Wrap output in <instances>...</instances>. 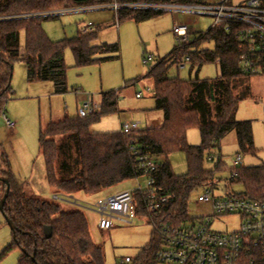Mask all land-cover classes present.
Masks as SVG:
<instances>
[{
  "label": "trees",
  "instance_id": "1",
  "mask_svg": "<svg viewBox=\"0 0 264 264\" xmlns=\"http://www.w3.org/2000/svg\"><path fill=\"white\" fill-rule=\"evenodd\" d=\"M110 0H0V16L18 15L71 7ZM122 2H195L205 0H119ZM165 11L154 8L123 7L116 12L115 21L132 19L137 23L153 19ZM48 16L0 19V113L14 93L12 87L13 63L24 61L29 82L51 81L53 92L69 91L68 65L65 51L71 48L78 65L99 63L120 57L118 42L94 43L102 25L83 29L72 37L53 40L43 27ZM53 17V16H49ZM25 30V52L20 53L21 31ZM188 43L159 57L149 68L147 76L153 78L154 110L161 111L164 123L159 127L137 130L127 135L121 130L93 132L90 126L104 114L118 110V90L101 92V109L87 116L65 115L58 121H49L41 129L40 148L46 165L47 179L56 191L73 195L80 191L96 193L124 180L145 175L133 147L157 160L151 174L152 186L133 191L137 212L149 217L153 230L149 242L143 247L133 264H158L161 236L154 223L182 225L194 219L188 213L191 194L206 182L214 169L228 170L221 153H214L221 140L236 131L240 151L256 150L252 121L237 119L240 101L252 94L253 74L240 64L242 45L233 31L223 25L197 31ZM214 41V47H202L205 41ZM193 63L218 61L220 73L215 77L170 76L174 63H183L186 57ZM198 127L201 142L188 141V130ZM182 150L186 153L187 171L175 172L169 155ZM6 158L5 152L3 153ZM7 161V159H5ZM214 161L213 168L206 162ZM233 182L241 183L244 195L264 198V163L236 168ZM0 175L10 183L4 216L12 220V239L0 252V260L15 248L21 250L17 264H105L103 248L92 238L85 213L77 208L64 207L57 201L29 194L22 181L11 169L0 166ZM3 183V182H2ZM4 192L6 184L3 183ZM58 194V193H55ZM166 196L161 209L150 210L149 198ZM1 199V198H0ZM52 226L47 237L45 226Z\"/></svg>",
  "mask_w": 264,
  "mask_h": 264
},
{
  "label": "rangeland",
  "instance_id": "2",
  "mask_svg": "<svg viewBox=\"0 0 264 264\" xmlns=\"http://www.w3.org/2000/svg\"><path fill=\"white\" fill-rule=\"evenodd\" d=\"M115 16V9L101 7L87 11H67L58 16L44 18L43 27L53 40L72 37L78 30L85 29L89 22L94 25L88 30L98 25H106L99 31L94 43L118 42L121 48L120 57L78 65L73 50L67 48L65 61L69 67L67 76L70 89L63 94L53 92L51 81L29 82L24 61H14L12 76L14 93L5 104V113L17 121V127L9 128L4 114L0 113V166L11 169L14 176L24 183L27 193L57 201L66 208L82 210L88 219L92 238L103 248L105 264H133L150 240L153 224L149 217L138 212L132 222L113 219V227L101 228L100 214L94 204L98 199L120 191L146 188L148 176L130 178L96 193L80 191L71 196L64 195L48 182L45 159L39 143L40 131L51 120L58 121L66 114H77L79 108L86 102L100 105V92L111 89L119 90L118 110L104 114L91 124L90 130L93 132L121 130L122 124L126 122H138L139 129L145 128L146 114L154 106V81L152 77L146 75L157 59L170 52L178 43L173 32L174 23L191 22L195 31H207L213 25L214 17L168 10L157 18L140 23L132 19L118 23ZM196 35V32L191 33L190 40ZM25 46V30H22L20 53L25 52ZM202 47L213 48L214 41H205ZM145 57L148 59L147 63L144 61ZM220 71L218 62L207 61L200 64L188 61L185 66H180V63L172 64L168 74L188 79L196 77L197 73L203 78L215 77ZM251 83L252 94L240 101L235 116L240 120L252 121L256 150L254 153L240 151L236 131L229 132L221 140L220 146L214 149V153L223 155V160L229 167L234 164L239 154L245 166L264 163V74L253 75ZM148 87H151L150 91ZM140 91L143 92V96L138 98L136 93ZM188 141L192 144L201 142L198 127L188 130ZM169 159L176 173L182 174L187 171L184 151L172 152ZM214 165V161L206 162L207 168H213ZM227 178L231 180L229 170H222L217 174L218 188L234 193L243 191L241 183H229ZM200 191L196 189L188 202V213L194 219L206 218L213 212L210 203L198 200ZM55 193L66 200L55 198ZM3 194L4 186L0 181V198ZM240 221L241 216L238 214L224 215L217 219L214 228L232 231L239 228ZM11 239V226L0 208V252ZM20 254L21 250L15 248L0 260V264H17ZM126 257H129L130 261H126Z\"/></svg>",
  "mask_w": 264,
  "mask_h": 264
},
{
  "label": "built area",
  "instance_id": "3",
  "mask_svg": "<svg viewBox=\"0 0 264 264\" xmlns=\"http://www.w3.org/2000/svg\"><path fill=\"white\" fill-rule=\"evenodd\" d=\"M94 3L71 7H63L46 11L18 15L0 16L3 18L58 16L67 11H87L110 7L118 12L123 7L154 8L164 11L189 12L214 17L212 26L223 25L233 31L235 38L242 45L240 64L244 71L253 75L264 74V0H205L195 2H157L137 3L112 0L107 4ZM86 24L85 29L93 27ZM191 22L173 25V32L180 45L190 41L193 33ZM145 62L148 59L145 57ZM190 62L186 57L185 62ZM138 93L137 96H141ZM101 109V104L86 102L78 110L81 116H87ZM9 128L15 129L17 122L4 112ZM139 130L138 122H126L121 131L131 135ZM140 160V166L148 176V185L152 186L155 178L151 175L157 168V160L133 147ZM242 164V157L237 156L234 164L228 169L231 180L237 175V166ZM222 170L214 169L213 175L198 189V200L208 202L212 206V215L206 218L192 219L182 225L156 224L154 227L161 236V247L158 250V264H264V198L254 199L243 193L218 188L217 174ZM225 171V170H224ZM146 188H137L140 191ZM134 190H125L100 198L94 204L100 214L99 226L111 228L113 219L132 222L137 216V206L133 197ZM55 198L65 199L59 194ZM66 200V199H65ZM167 201L166 196L149 198L147 207L150 210L161 209ZM238 214L241 216L240 226L232 231H221L214 228L217 219L224 215ZM187 223V224H185ZM126 261H130L126 257Z\"/></svg>",
  "mask_w": 264,
  "mask_h": 264
},
{
  "label": "crops",
  "instance_id": "4",
  "mask_svg": "<svg viewBox=\"0 0 264 264\" xmlns=\"http://www.w3.org/2000/svg\"><path fill=\"white\" fill-rule=\"evenodd\" d=\"M157 18V17H156ZM154 19V18H153ZM143 22V21H142ZM99 26V25H98ZM102 26H106V25H102ZM79 31V30H78ZM77 31V32H78ZM193 32H197L193 29ZM105 42V41H104ZM174 48V47H173ZM169 53V52H168ZM167 53V54H168ZM191 62V61H190ZM214 62H218V61H214ZM147 63V62H146ZM187 62H183V63H180V66H185ZM193 63V62H191ZM219 63V62H218ZM26 66V65H25ZM26 70H27V67H26ZM197 75L199 76V73H197ZM147 76V75H146ZM148 90L150 91L151 90V87H148ZM119 91V90H118ZM102 92V91H101ZM100 92V94H101ZM138 93H142L141 96H137ZM119 95V93H118ZM120 96V95H119ZM136 96L138 98L142 97L143 96V92H137L136 93ZM118 103H119V100H118ZM154 107V106H153ZM153 107L151 108V111L148 112L146 114V122H147V126L145 128H149V127H159L161 126L163 123H164V115L161 111H158V110H154ZM17 122V121H16ZM17 127V126H16ZM143 129V128H142ZM12 231V230H11Z\"/></svg>",
  "mask_w": 264,
  "mask_h": 264
},
{
  "label": "water",
  "instance_id": "5",
  "mask_svg": "<svg viewBox=\"0 0 264 264\" xmlns=\"http://www.w3.org/2000/svg\"><path fill=\"white\" fill-rule=\"evenodd\" d=\"M0 181L3 182L4 184H6V190H5L2 198L0 199V208H1V210H3L5 202H6V199H7V196L9 194V192H10V183H9V180L6 177L1 176V175H0ZM7 221L10 224V226H12V220L7 218ZM44 232H45V235L47 237H50L51 234H52V226H50V225L49 226H45Z\"/></svg>",
  "mask_w": 264,
  "mask_h": 264
}]
</instances>
